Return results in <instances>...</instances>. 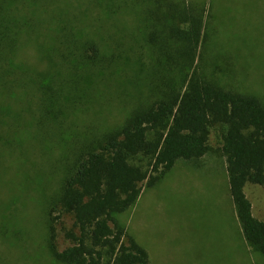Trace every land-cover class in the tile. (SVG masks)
<instances>
[{"label": "trees", "instance_id": "16d2710c", "mask_svg": "<svg viewBox=\"0 0 264 264\" xmlns=\"http://www.w3.org/2000/svg\"><path fill=\"white\" fill-rule=\"evenodd\" d=\"M45 1L0 0L1 90L14 86L6 77L21 72L11 93L19 111L0 106V146L24 150L23 168L34 167L33 175L22 172L28 192L38 187L40 193L43 184L36 155L57 183L45 198L44 243L34 249L45 264H150L119 217L136 206L144 183L154 187L177 162L200 167L212 151L213 132L227 160L244 239L264 259V221L254 216L244 191L248 184L264 187V100L239 86L251 70L244 49L254 46L236 33L233 17L264 0H241L242 7L232 6L240 0H209V7L206 0H102L108 21L125 12L155 24L144 34L137 27L127 42L125 27L106 33L98 16L87 25L78 14L80 28L72 23L69 40L53 48L43 41L47 19L36 16ZM62 24L59 19L49 28L58 33ZM30 44L40 63L29 67L24 51ZM112 96L126 113L119 124L95 131L87 122L99 118ZM6 230L2 222L0 234ZM4 240L12 244L9 234ZM19 243L23 248L31 241L20 237Z\"/></svg>", "mask_w": 264, "mask_h": 264}, {"label": "rangeland", "instance_id": "374dc122", "mask_svg": "<svg viewBox=\"0 0 264 264\" xmlns=\"http://www.w3.org/2000/svg\"><path fill=\"white\" fill-rule=\"evenodd\" d=\"M113 1H120L123 5L125 4L123 1L142 2V0ZM206 1L209 7L210 2ZM232 6L242 7L241 0ZM42 9L36 16L42 21L47 19V26H41L45 34L43 41L47 47L52 48L65 45L64 43L69 40L68 35L72 34L70 31L72 23L73 28H80L76 20L78 14L84 17L87 25L94 24L93 19L98 16L99 27L107 30L106 33H117L125 27L129 31L124 30L127 42H131L130 37H134L137 27L138 32L141 30L144 34L145 30L148 31L149 27L155 24L142 22L143 17L125 12L119 13L114 22L108 21L102 0H47ZM88 11L92 16H87L86 22L85 15ZM146 16L149 17L144 15ZM233 17L236 33L245 42L251 41L254 46L253 51L250 48L244 49L246 55L244 64L251 65V70L246 68L243 85L239 86L264 100V27L257 30H255L257 27L254 28L260 24L264 26V1L259 2L257 8L250 12L236 10ZM59 19L63 20L62 31L55 34L49 27L54 28V23L58 25ZM257 54L262 56L256 58ZM24 59L29 67L39 65L34 44L25 49ZM14 61L19 66V58L16 57ZM257 62H261L260 69ZM8 69L5 67L3 71ZM252 71L255 72L251 74ZM18 74L21 76L20 72L12 75V78L6 77L8 80L14 79V86L12 85L10 90L0 88V106L4 108L9 106L14 112L19 111L18 98L12 97L11 93L15 90ZM247 74L250 79L252 78V82L247 83L249 81ZM125 105V109L132 108L128 104ZM124 111L120 100L112 96V104L106 105V108L100 111L102 113L99 118L90 116L87 125L89 127L94 125L95 131L117 125L124 117L126 113ZM11 126H14L13 120ZM210 144L212 151L201 160L200 167H196L193 162H177L174 169L154 187L149 188L147 183H144L136 206L119 217L128 233L148 252L150 264H264L263 257L248 246L242 235L230 194L227 160L221 152L222 143L216 132L211 134ZM2 148L0 146V153H4L5 156L0 166L2 177L0 224L6 222L9 229L8 233L5 231L6 236L10 235L12 244L6 242L4 240L6 236L0 234V264H45L47 259L44 254H37L34 249L44 243L42 237L47 223L43 211L45 198H51L57 183L50 180L52 177L48 165H42V161L36 155L33 160L36 165L41 164L42 174L44 173L41 181L43 184L40 186V193L37 191L38 187L28 192L24 189L25 186L23 187L22 172L28 169L33 175L34 167L29 165L23 168L21 160L24 150L14 147L10 150ZM40 175L37 177L41 178ZM244 191L252 203L254 216L264 221V187L248 184ZM65 221L69 226V219ZM20 237L31 243L25 244L22 248L19 243ZM61 242L63 243V240ZM38 255L43 257L37 260Z\"/></svg>", "mask_w": 264, "mask_h": 264}, {"label": "crops", "instance_id": "0c3cea01", "mask_svg": "<svg viewBox=\"0 0 264 264\" xmlns=\"http://www.w3.org/2000/svg\"><path fill=\"white\" fill-rule=\"evenodd\" d=\"M241 226V225H240ZM241 232H242V228H241ZM242 235H243V232H242ZM244 237V236H243ZM145 249V248H144ZM149 255V254H148Z\"/></svg>", "mask_w": 264, "mask_h": 264}]
</instances>
